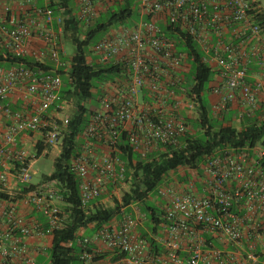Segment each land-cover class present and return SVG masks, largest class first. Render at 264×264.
I'll return each instance as SVG.
<instances>
[{
    "label": "built area",
    "instance_id": "built-area-1",
    "mask_svg": "<svg viewBox=\"0 0 264 264\" xmlns=\"http://www.w3.org/2000/svg\"><path fill=\"white\" fill-rule=\"evenodd\" d=\"M75 1L79 22L87 24L96 17L100 0ZM137 9L139 17L132 26L110 29L88 47L96 62L125 69L126 79L99 97L84 130L82 151L71 161L82 207L88 208L103 194H115L126 183V166L132 160L118 158L116 147L123 132L129 150L144 159L159 146H176L188 131L180 109H195V96L186 98L182 107L179 102V96L186 95L182 72L187 56L177 49L180 41L168 37L157 23L186 34L215 72L209 84L213 117L235 102L241 104L238 118L252 117L258 97H264V20H258L264 17V8L257 1L138 0ZM63 29V17L48 5L0 0V50L34 62L0 63V117L8 122L0 133V264H35V255L47 247L33 248L31 241L50 245L52 233L66 219L59 188L53 182L31 183L26 161L34 154L16 147V137L24 134L56 146L68 125V117L58 115L68 104L59 100L63 82L58 71L69 66ZM251 65L257 67L256 73L249 74ZM15 96L19 104L14 109ZM92 138L101 141L102 154L96 153ZM263 157L261 146L217 152L202 167L201 195L177 190L173 184L157 188L155 195L164 202L168 221L162 226L166 254L153 253L137 233L146 215L139 212L136 217L122 208L117 224L105 225L94 238L116 253L117 262L97 261L96 253L87 251V239L80 244V260L83 264H264V166L259 162Z\"/></svg>",
    "mask_w": 264,
    "mask_h": 264
},
{
    "label": "trees",
    "instance_id": "trees-1",
    "mask_svg": "<svg viewBox=\"0 0 264 264\" xmlns=\"http://www.w3.org/2000/svg\"><path fill=\"white\" fill-rule=\"evenodd\" d=\"M98 3V6L103 3L108 4L104 12L98 13V16L96 15L86 24L77 20L78 7L75 0H46V5L53 10L54 14H60L64 19L61 41H69L74 46V54L69 59V66L58 71L63 82L59 100L72 102L74 111L72 114L66 115L68 125L59 137L57 145L60 146V152L54 158L53 170L49 175H44L40 179L53 182L59 188L60 208L66 217L63 226L52 233L51 245L48 249V264H83L79 255L81 253L80 244L84 239L90 242L87 251L91 253L94 251L92 250V241L85 236H80L79 231L93 228L94 235H96L102 227L120 214L122 208H126L132 203L140 204V208L146 214L150 224V232L156 235L157 230L168 224V221H166L164 209L149 202L148 198L151 194L156 193L166 176L181 168L197 170L201 176L202 167L206 164L207 159L213 157L217 152H222L225 149L236 151L252 149L257 146L264 147V113L263 115L259 114L260 106L252 117L238 118L237 116L240 122H244L239 128L233 126L234 120L229 114L233 104L219 117H213L210 105L207 106L203 99V93L206 86L212 81L215 72L203 62L196 43L186 34L171 25L157 23L168 37H174L180 41L177 49L187 56V66L182 72L184 77L182 87L186 89L187 99L195 96L197 116L193 121H189L191 130L178 138L176 146L170 144L159 146L157 150L147 153L144 159H140L137 153H132L129 150L127 132H123L118 137L116 147L118 158L124 162L130 157L132 160V165L129 163L126 166L128 172L125 182L130 183L129 191L124 193L120 201L108 193V195L103 194L92 201L88 208L82 207L78 187L79 180L71 168V161L82 151L86 139L84 130L92 111L98 105L99 97L107 92L104 91V86L112 84L113 87L110 88L112 91L118 82H123L126 79L125 69L111 62H96L88 47L110 29L117 26H132L139 17L138 0L122 2L100 0ZM37 5L42 7L41 0H37ZM258 20L263 23L264 17ZM0 63L5 66L34 65L31 58L14 57L4 50H0ZM44 68L51 70L49 66ZM175 90V92H179L177 89ZM146 94L147 90L144 89V98H146ZM93 106L95 107L91 110ZM89 141L96 147V153L102 154L105 148L101 145V141L95 138ZM50 148L51 146L43 145L41 140L37 141L33 150L34 157L26 161V164L43 156V153ZM259 162L264 166V157ZM111 191L112 187L109 188V192ZM107 196L112 199V206L104 205L103 199ZM143 238L153 253L166 254L163 245L157 244L147 236ZM116 257L118 259V256Z\"/></svg>",
    "mask_w": 264,
    "mask_h": 264
},
{
    "label": "crops",
    "instance_id": "crops-1",
    "mask_svg": "<svg viewBox=\"0 0 264 264\" xmlns=\"http://www.w3.org/2000/svg\"><path fill=\"white\" fill-rule=\"evenodd\" d=\"M41 3H42V6L46 5V0H41ZM99 4V3H98ZM98 8V5L97 7ZM258 71L257 67H255V65H251L250 69H249V74H253V73H256ZM214 100V96L213 95H210V103L211 101ZM17 103V104H16ZM19 102L17 101V96L13 97V105H12V108H17L16 106H18ZM260 106L259 108V114H263L264 113V97L262 96H259L258 97V107ZM241 110V104L239 102H235L232 106V111L231 113V116H232V119L234 120L233 121V126L235 127H241L242 124L244 122H240L238 119H237V116L239 114ZM8 124L7 120L5 119H2L0 117V133L3 132L4 128H5V125ZM37 142V136L35 134H24V135H18L16 137V147L17 149H23L25 151H27L29 154H32L34 153V145L35 143ZM55 147V146H53ZM50 150H47L44 152L43 156H47L50 152ZM53 153V152H52ZM59 154V153H58ZM57 156V155H56ZM55 156V157H56ZM29 167H30V164H29ZM178 171L174 172V173H170V174H176ZM198 176H199V173H197ZM201 175H203V171L201 172ZM169 176V175H168ZM167 176V177H168ZM183 176H186L187 178L189 177H192L191 174H185ZM201 178L202 176H199V181L198 182H195L193 183L194 185V188L191 189V187L189 188L190 186V183H183L181 180L182 179V176L178 177V180H173V181H170L169 183L170 184H173L177 190H191L193 193L195 192L196 194L198 195H201L203 194L204 192V187L201 183ZM166 183V182H165ZM164 185H168L169 183H166ZM151 197V196H150ZM149 197V199H151ZM154 198H157L158 200L157 201H153L152 203L155 205V206H160L162 209H164V202L156 197V195H154ZM153 198V199H154ZM155 200V199H154ZM140 204L139 203H133L131 204L129 207H126L124 209V212L126 213H130L132 214L133 216H136L137 217V213H144L141 208H140ZM145 214V213H144ZM146 215V214H145ZM120 218V214L117 215L114 219H112L111 221V224H114L116 225L118 220ZM94 229L93 228H89V229H82L79 231V235L80 236H85L86 238H89L92 242V250L96 253V257L98 258L97 261L99 262H111V263H115L117 262V255L106 249L104 245H102L99 241L95 240V235H94ZM137 233L144 237V236H147L148 238H152L157 244L159 245H163V242H164V239H166V231L163 230L162 228L161 229H158L157 230V234H152L150 232V224L149 222L147 221V216H146V219L145 220H142V222L139 224V226L137 227ZM33 248H36L38 247V245L42 246L45 245L46 250H48L50 248V245L49 244H39L37 241H31V244H30ZM45 250V251H46ZM40 252L38 254L35 255V257H37L38 255H40L41 253L45 252V251H41L39 250ZM36 263V262H35Z\"/></svg>",
    "mask_w": 264,
    "mask_h": 264
},
{
    "label": "rangeland",
    "instance_id": "rangeland-1",
    "mask_svg": "<svg viewBox=\"0 0 264 264\" xmlns=\"http://www.w3.org/2000/svg\"><path fill=\"white\" fill-rule=\"evenodd\" d=\"M255 1H257L260 4V6L264 8V0H255ZM107 4L103 3V4L99 5L98 8H96V11H97L96 15L97 16H98V13L104 12ZM62 46L66 52L67 61H69V59L74 54V46L69 41L62 42ZM63 80L65 81L66 78L64 77ZM111 87H113L112 84H106L104 86V88H105L104 91H109ZM210 95L211 94L209 92V85H207L205 92L203 93V99H204L207 106L210 105ZM179 97L181 98L179 100V102H180V106L182 107L186 103V96L181 95ZM94 107L95 106L91 107V110H93ZM73 111H74L73 103L68 102L65 109L61 113H58V115L63 117V116L72 114ZM180 113L182 114L181 116H183V119L188 126V130L190 131L191 130V124H189V121H193L197 116L195 109H193L190 112H186V109H180ZM49 152L50 153L47 156H41L38 159L32 160L30 162L29 170L31 172V183H33V184L38 183L42 176L49 175L52 172L54 158L60 152L59 144L56 145L55 147H51ZM197 173H198L197 170L181 168L178 170V172L176 174H169L168 177L166 176L158 188H162L164 186L165 182L169 183L170 181L178 180V177H180V176H182L181 180H183L182 181L183 183L185 182V183L192 184V183H194V181L198 182L199 176ZM185 174H191L192 177L187 178L186 176H183ZM193 188H194V186H193ZM129 189H130V183L126 182L123 186L118 187V190L115 194H113V197H115L118 201H120L122 196L124 195V193L128 192ZM154 195H155V193L150 195L152 198L151 197H150L151 199L148 198L149 202H153V201L158 200L157 198H154ZM103 203L107 207L112 206V204H113L112 199L109 196H107L103 199ZM48 263H49V251L48 250H46L45 252L41 253L40 255H38L36 257V264H48Z\"/></svg>",
    "mask_w": 264,
    "mask_h": 264
}]
</instances>
